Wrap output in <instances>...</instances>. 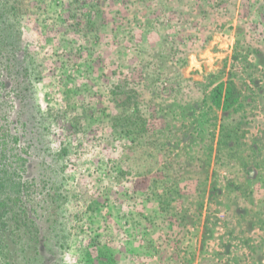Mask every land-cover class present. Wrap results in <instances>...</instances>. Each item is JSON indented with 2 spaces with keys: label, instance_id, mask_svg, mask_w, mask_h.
I'll list each match as a JSON object with an SVG mask.
<instances>
[{
  "label": "rangeland",
  "instance_id": "rangeland-1",
  "mask_svg": "<svg viewBox=\"0 0 264 264\" xmlns=\"http://www.w3.org/2000/svg\"><path fill=\"white\" fill-rule=\"evenodd\" d=\"M15 2L37 79L5 141L40 180L16 263L264 264V0Z\"/></svg>",
  "mask_w": 264,
  "mask_h": 264
},
{
  "label": "trees",
  "instance_id": "trees-1",
  "mask_svg": "<svg viewBox=\"0 0 264 264\" xmlns=\"http://www.w3.org/2000/svg\"><path fill=\"white\" fill-rule=\"evenodd\" d=\"M19 14V7L15 0H0V264H17L18 253L23 254L29 246L28 241L36 245L40 233L37 219L31 218L32 215H29L31 204L25 197V193L31 186L39 188L40 180L35 177H27L29 174L25 167L26 160H28L27 153L21 149L10 148L5 141V139L8 141L9 133H13L11 136L14 141L22 137L17 129L18 125L23 127L25 117V112L21 107L13 113L14 116L11 119L6 108L8 111L13 110L14 106H18L14 104L22 105L23 101L30 98L33 95L30 82L37 79L34 75L32 62L30 63L31 60L25 56L26 51L24 52L23 48L19 47L22 37L17 22ZM7 80L13 81L12 84L7 85ZM234 92L235 87L228 82L225 94H222V85L220 84L215 89L214 98L220 100L223 96V105L227 109L235 103ZM8 94H14L12 95L14 101L9 106L6 103L9 98ZM133 101V97L128 94L125 99L116 101L118 107L128 104L124 109V115L118 116L114 122V126L124 130L127 134L132 132L138 134L145 128V121L138 116ZM12 105L14 106L12 107ZM132 107L134 109L129 113ZM36 109L37 112L33 113L30 119L34 141L41 136L37 127L44 124V120H41L42 114L38 107ZM42 126L43 129L44 125ZM13 157L16 159L15 161L11 160ZM18 162L21 164L19 168L17 167ZM23 174L26 175L25 180ZM27 179H31V182H28ZM23 256L25 260V254Z\"/></svg>",
  "mask_w": 264,
  "mask_h": 264
},
{
  "label": "crops",
  "instance_id": "crops-1",
  "mask_svg": "<svg viewBox=\"0 0 264 264\" xmlns=\"http://www.w3.org/2000/svg\"><path fill=\"white\" fill-rule=\"evenodd\" d=\"M197 256H198V254H197Z\"/></svg>",
  "mask_w": 264,
  "mask_h": 264
}]
</instances>
